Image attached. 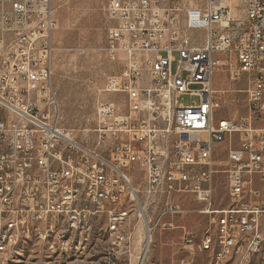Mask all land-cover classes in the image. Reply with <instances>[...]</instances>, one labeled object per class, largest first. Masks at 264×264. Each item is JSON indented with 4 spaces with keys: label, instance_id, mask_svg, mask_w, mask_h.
I'll use <instances>...</instances> for the list:
<instances>
[{
    "label": "built area",
    "instance_id": "obj_1",
    "mask_svg": "<svg viewBox=\"0 0 264 264\" xmlns=\"http://www.w3.org/2000/svg\"><path fill=\"white\" fill-rule=\"evenodd\" d=\"M53 1L0 0V264L31 239L66 258L98 250L102 214L105 237L122 229L113 253L136 264L140 249L146 263L156 228L173 229L186 213L185 196L209 217L210 264L264 253V0H244L243 17L226 0H105L103 51L119 70L103 90L125 111L98 103L94 147L58 121ZM226 64L251 78L239 120L215 117L214 76ZM185 95L200 101L185 105ZM225 139L218 170L215 145ZM128 198L142 232L125 227Z\"/></svg>",
    "mask_w": 264,
    "mask_h": 264
},
{
    "label": "rangeland",
    "instance_id": "obj_2",
    "mask_svg": "<svg viewBox=\"0 0 264 264\" xmlns=\"http://www.w3.org/2000/svg\"><path fill=\"white\" fill-rule=\"evenodd\" d=\"M244 0H234L231 13L244 16ZM57 27L53 34V82L58 95V121L72 132L81 144L94 147L98 141L96 109L102 101L114 100L120 112L125 111L122 97L105 92L104 86L110 75L119 70L118 64L106 59L103 48L107 32L112 22L105 0H54ZM225 3V2H224ZM227 4V3H226ZM236 7V8H235ZM237 14H236V13ZM232 63L235 65V58ZM251 78L248 73L237 74L235 66L226 64L215 73L214 89L220 101L216 120L221 118L239 120L247 113L248 90ZM185 105L199 102V97L185 95ZM0 115L5 113L0 109ZM229 141L215 145L214 163L218 170L227 166ZM220 185L217 194L226 203L223 181L225 173L218 174ZM186 213L175 218L173 229L156 228L145 255L133 252L136 264H210L213 249H205L202 241L208 234L210 222L206 214L200 213L201 204L192 196H185ZM135 215H133L134 217ZM132 217V222L142 232V222ZM134 219V220H133ZM102 228L101 247L86 255L66 258L49 250L44 243L31 239L22 242L16 250L10 251L5 264H119L126 263L123 254L113 253L111 241L105 237L107 221L105 214L100 216ZM213 235V233H212ZM143 236V235H142ZM138 255V256H137ZM226 264H233L232 261ZM250 264H264V253L252 256Z\"/></svg>",
    "mask_w": 264,
    "mask_h": 264
},
{
    "label": "bare ground",
    "instance_id": "obj_3",
    "mask_svg": "<svg viewBox=\"0 0 264 264\" xmlns=\"http://www.w3.org/2000/svg\"><path fill=\"white\" fill-rule=\"evenodd\" d=\"M232 1L233 0H226L225 3H227L228 5H232ZM231 7H232L231 9L235 11L233 9V6ZM126 213L127 214H125V227H127L128 229H136V225H134V223L132 222L133 215H135L134 217H136V215L138 214L137 200H135V198H128L126 204ZM120 238H122V229H115L113 232H111L110 235L111 242H119ZM146 256H147V252H146ZM231 261L233 262V264H240V252H233V258L231 259Z\"/></svg>",
    "mask_w": 264,
    "mask_h": 264
}]
</instances>
